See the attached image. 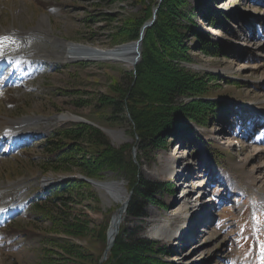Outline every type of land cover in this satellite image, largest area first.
<instances>
[{
  "label": "rangeland",
  "instance_id": "rangeland-1",
  "mask_svg": "<svg viewBox=\"0 0 264 264\" xmlns=\"http://www.w3.org/2000/svg\"><path fill=\"white\" fill-rule=\"evenodd\" d=\"M162 2L0 0V35L13 32L5 36L11 44L3 41L2 45L10 48H0V56H27L24 60H0V68L5 70L0 72V205L6 207L4 216H11L0 220V264H44L45 250H52L55 264H79L75 257L104 264L110 256V249L105 251L107 230L125 196L107 202L92 180L123 183L129 198L117 234L147 242L142 254L153 259L149 264H264V182L254 179L252 173L253 169L260 172L259 165L264 164V155L253 152L264 148V0H185L179 21L188 28L193 26L200 35L181 27L182 37L179 33L171 42L177 51L171 61L173 67L192 75L196 89L174 95L171 103L164 105L168 107L165 121L179 125L162 131L150 146L142 145L128 115L113 122L106 119L108 113L100 109V103L95 107L104 95L116 96L113 88L125 87L135 75L133 67L119 61L82 60L85 63L81 64L63 58L69 43L110 49L137 41L141 33L137 39L110 44L111 34L132 27L130 18L146 19L143 25L155 22ZM152 37L156 38L155 30ZM206 40L211 44L209 50L203 48ZM18 63L25 69L15 70ZM150 77L154 89L171 86L164 77ZM190 106L195 107L193 119L202 123H187L195 135L187 134L185 115L175 110ZM60 114L88 119L111 146L125 150L127 167H103L94 176L76 168L57 175L44 173V141L55 129L75 123L56 122ZM22 123L29 141L23 142V136L8 141L4 129ZM163 156L169 158V167L174 164L172 172H161ZM179 175L185 179L178 180ZM259 175L264 176V168ZM69 176L90 180L83 181L65 200L72 211L68 222L74 219L82 227L77 236L63 233L60 220L52 226L28 213L32 197ZM142 181L155 185L147 199L135 196L132 189L138 188L134 182L140 185ZM217 183H225L226 188ZM198 186H205L206 194L197 195ZM132 201L138 203V214L129 212ZM13 205L16 207L9 212ZM183 223L191 225L185 229L184 244L167 236L170 225L179 231L178 224ZM98 235L104 242L97 240ZM58 237L59 244L68 240L75 246L66 253L68 259H62L63 250L55 240ZM46 238L55 241L48 244L43 241Z\"/></svg>",
  "mask_w": 264,
  "mask_h": 264
},
{
  "label": "trees",
  "instance_id": "trees-1",
  "mask_svg": "<svg viewBox=\"0 0 264 264\" xmlns=\"http://www.w3.org/2000/svg\"><path fill=\"white\" fill-rule=\"evenodd\" d=\"M184 4L185 0H163L157 12L154 24L144 31L141 44V56L135 67V75L131 76L125 82L124 88L115 87L112 89L116 96L111 97L104 95L103 98L100 99H103V102L99 100L95 106L97 107L100 103V109L103 108L108 113L106 119L113 122H118L119 119L127 118L126 116L128 115L130 121L133 122V131L137 134L143 146L152 145L157 135L160 136L165 130L169 132V127L171 128L172 125L174 128L175 126L178 127V123L171 125L163 118L164 111L168 108H165L164 105L171 103L174 95H180L184 91L191 92L196 89L193 88L191 82L192 79L190 76L192 75L179 71L180 69L173 67L171 61V58L177 52L171 45V42L174 40V37L179 38V33L182 37V32H179L181 27H185L189 29L190 32L200 35L194 30L193 26L188 28L185 25H181L179 13ZM185 17L190 23L193 22L191 18L186 15ZM130 20L132 22V27H130L127 32L123 30L122 32L111 34V45L121 41L127 42L138 38L140 28L143 25L142 23L146 19L130 18ZM174 20H176L177 23H174ZM154 30L156 32L155 39L152 37V32ZM89 40L92 41V37H89ZM209 42L210 41L207 40L204 41L203 48L205 50H209L211 47ZM152 74H157L159 77L166 78L171 86H169V88L163 86L161 90L159 89V85H157L156 89H154L155 84L151 82L152 78L150 77ZM194 108L195 107L190 106L188 108L183 107L175 109L178 113L185 115L184 124L186 126L184 125V129L193 135H195V133L191 131L192 129L187 123L192 121L196 122L198 125L202 124L191 116L194 112ZM208 110H210V108H208ZM92 115H97V111H92ZM100 116H102V114ZM42 153L44 156L42 170L44 172H71L76 168L87 176H94V173L103 167L122 168L128 165V158L124 159V149L111 146L107 138L98 128L84 123H70L52 131L44 141ZM123 163H125V165ZM83 184L84 183L80 180L72 179L61 186L50 189L45 193L44 197L32 204L30 208L31 214L39 215L41 219L49 221L52 226H57L60 220L62 229L64 228L62 231L63 233L77 236L76 232L82 227L78 226L79 223H77V221L75 222L74 219L68 222L70 220L69 215L72 211L68 210L69 208H67L68 205L65 203V200L68 197L71 198L72 192L82 187ZM133 184L136 186L138 185V188L134 186L136 189L132 186V189L135 190V196L139 195L144 199L150 197V193L153 187H155L152 183L143 181L140 185L139 182H134ZM134 201L129 205V212L138 214V209L140 208L137 207L138 203ZM154 227H156V225ZM127 238L123 239L119 234L116 236L110 248V256L104 264L151 263L153 259L145 257L142 254L148 247L146 244L147 242L142 240L131 241ZM55 240H57L56 245L63 250L62 259H68L69 255L67 254H69L75 246L68 240H63L62 245L59 244V237ZM97 240L104 242L101 238ZM54 241L52 238H46L44 240V242L48 244H52ZM51 255L52 250H45L44 264H55ZM85 259L86 258L75 257L74 261L79 264H96L95 259Z\"/></svg>",
  "mask_w": 264,
  "mask_h": 264
},
{
  "label": "bare ground",
  "instance_id": "bare-ground-1",
  "mask_svg": "<svg viewBox=\"0 0 264 264\" xmlns=\"http://www.w3.org/2000/svg\"><path fill=\"white\" fill-rule=\"evenodd\" d=\"M229 4L222 6V7H228ZM150 23V22H149ZM147 23V25L149 24ZM144 30V28L142 29V31ZM8 31H5V33L8 34ZM143 34V33H142ZM27 35V34H26ZM22 39H25V37L21 36ZM9 38V37H8ZM28 39V38H27ZM10 39H7L8 44L10 45L11 42L9 43ZM13 42V41H12ZM16 43V42H14ZM138 43V41H132V42H128V43H123L120 44L118 46H114L113 48H97V47H92V46H88V45H84V44H79V43H69L67 44L64 48V60L65 61H75V60H86V61H98V60H104V61H116V62H124L127 63L129 65H131L133 67L134 62L136 61V58L139 59V55L138 52L141 48H136V44ZM30 44V43H29ZM141 46V45H140ZM0 48H10L7 45H2L0 46ZM1 49H0V54H1ZM3 49V50H5ZM13 52V51H12ZM18 52H22L21 50ZM31 56V55H28ZM6 58H15L16 60H24L27 58L22 56L21 53L18 54H7V55H2L0 56V60L2 59H6ZM23 58V59H22ZM32 62H33V58L32 57H28ZM137 59V61H138ZM31 61H27V62H31ZM136 61V63H137ZM2 63H0L1 65ZM246 65H240L239 68L245 67ZM238 68V69H239ZM228 70L230 71L231 68H228ZM0 71H4V69L0 68ZM56 122L61 123L63 121H69V120H77V117L72 115V114H60V115H56L55 117ZM23 128V127H22ZM20 131V127L19 126H15L14 128H9V130H5V133H7V135H10L11 137L15 135L16 132ZM253 152L256 153L257 156H262L264 155V148H260V149H254ZM174 153V152H173ZM162 159V165L163 168L161 170L162 173H168V172H172V168L173 165H170L169 163V158L167 156H163L161 157ZM264 168V164L261 163L259 165V170L260 172L257 170V172H254L255 170H252V173L255 174L254 179L259 178L260 181L264 182V176L259 175L261 173V171ZM259 173V174H257ZM92 186L97 189V191H99V194L101 195V197L105 198V200H108L110 198H115L118 197L120 195H124L125 199L122 202V204L119 206V208L117 209V211L113 214L110 224H109V228L107 230V249L109 250L110 247L112 246L114 239L118 233L119 230V226L121 224V221L123 219V215L126 211V207H127V203H128V198L129 196L126 193L125 187L123 186V183L120 181H114V180H110V181H99V180H92ZM106 202V201H105ZM2 210H5L6 207L1 206ZM197 215V214H196ZM181 229L178 231L176 229V225H170V233L169 236L170 239L173 238L174 241H176L177 243H185L183 241V239H185L186 233H185V229H188L190 225V223H183V224H178ZM172 240V239H171ZM110 246V247H109Z\"/></svg>",
  "mask_w": 264,
  "mask_h": 264
},
{
  "label": "water",
  "instance_id": "water-1",
  "mask_svg": "<svg viewBox=\"0 0 264 264\" xmlns=\"http://www.w3.org/2000/svg\"><path fill=\"white\" fill-rule=\"evenodd\" d=\"M156 10H157V8L154 10V14H153V19L155 18V13H156ZM153 22H154V20H152L148 25H147V23H145L143 26H142V28L141 29H146V28H148V27H150L152 24H153ZM141 34H140V36H139V38H138V43L136 44V48H140V45H141V41H142V33H143V31L142 32H140ZM138 55L140 56V50H139V52H138ZM137 59L138 58H136V61H137ZM136 61L134 62V65H133V69L135 70V66H136ZM80 121H82L83 122V120L82 119H79ZM84 122H86V123H88L87 121H84ZM84 181H86V182H89L88 180H86L85 178H84ZM110 247V246H109ZM107 246H106V249H105V251L107 250Z\"/></svg>",
  "mask_w": 264,
  "mask_h": 264
},
{
  "label": "snow or ice",
  "instance_id": "snow-or-ice-1",
  "mask_svg": "<svg viewBox=\"0 0 264 264\" xmlns=\"http://www.w3.org/2000/svg\"><path fill=\"white\" fill-rule=\"evenodd\" d=\"M7 39V37H0V46H2L3 41ZM261 256L264 258V247L261 248Z\"/></svg>",
  "mask_w": 264,
  "mask_h": 264
}]
</instances>
